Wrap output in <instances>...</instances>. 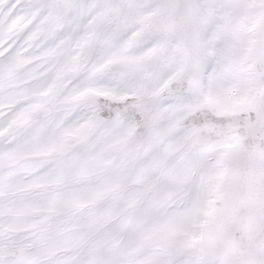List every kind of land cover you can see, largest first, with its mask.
<instances>
[{
  "label": "snow or ice",
  "instance_id": "snow-or-ice-1",
  "mask_svg": "<svg viewBox=\"0 0 264 264\" xmlns=\"http://www.w3.org/2000/svg\"><path fill=\"white\" fill-rule=\"evenodd\" d=\"M0 264H264V0H0Z\"/></svg>",
  "mask_w": 264,
  "mask_h": 264
}]
</instances>
